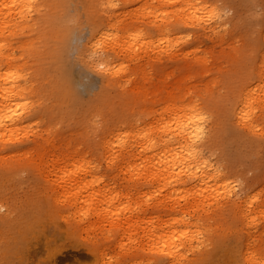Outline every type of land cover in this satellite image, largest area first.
I'll return each instance as SVG.
<instances>
[{
	"label": "rangeland",
	"instance_id": "374dc122",
	"mask_svg": "<svg viewBox=\"0 0 264 264\" xmlns=\"http://www.w3.org/2000/svg\"><path fill=\"white\" fill-rule=\"evenodd\" d=\"M194 1L197 7L215 10L214 23L205 28L170 25L164 35L155 28L179 18L175 12L180 7L178 0H114L121 27H134L142 38L152 41L149 55L162 56V63L149 62L147 54L141 63L126 58V74L114 77L122 85L110 87L108 93L119 89V96L127 93L132 109L143 111L141 126L156 124L193 102L200 103L211 125L212 144L205 146V154L227 174L231 195L216 193L194 199L184 192L162 190L152 177L142 175L150 174L154 166L138 151L124 163H109L94 141L101 120L93 115L83 122L84 118L70 114L68 98L56 102L49 95L43 100L49 109L40 113L30 131L12 135L10 143L0 146V244L9 238L6 228L14 213H24L31 205L36 215L48 218L50 199L57 213L47 226H51L49 231L38 229V223L32 225L22 252L29 257L25 264L43 258L44 246L56 255V264H74L80 255L88 257L85 243L92 241L100 247L94 264H264V134H259L260 128L256 133L247 131L259 143L234 120L213 125L250 84L258 63L264 60V0ZM99 3L96 0L97 6ZM154 15L158 24L149 22ZM164 37L170 40L169 46L162 43ZM185 51L188 53L177 56ZM20 53L17 49L16 54ZM168 53L172 60H167ZM97 57L101 55L79 62L75 50L68 55L79 106H90L92 111L104 107L102 95L97 97L104 66H92ZM198 57L206 60L198 61ZM32 64L39 66L36 58ZM46 112L51 120L42 117ZM37 143L43 144L40 151ZM91 174H96L95 181ZM82 181L83 187H78ZM103 187L105 191L100 192ZM104 205L111 207L97 217L95 209ZM118 218L123 223H114ZM69 222L85 223L84 229L65 236ZM36 236L41 237L39 243H35ZM44 238L50 240L43 243ZM171 249L174 254L167 252L171 256L165 257L164 250ZM1 256L0 264L16 263L13 258L5 263Z\"/></svg>",
	"mask_w": 264,
	"mask_h": 264
},
{
	"label": "bare ground",
	"instance_id": "6f19581e",
	"mask_svg": "<svg viewBox=\"0 0 264 264\" xmlns=\"http://www.w3.org/2000/svg\"><path fill=\"white\" fill-rule=\"evenodd\" d=\"M99 2L97 6L96 0H0V146L10 143L12 135H18L21 131L27 134L30 131L40 113L44 109H49L43 106L45 97L51 95L56 102L65 97L68 98L67 102L72 104L70 114L79 115L86 123L93 115L101 120L102 126L95 134L94 141L95 144L101 145L99 148L103 150L101 154L105 153L109 163L116 164L118 161L124 163L135 157V152L138 151L143 159H149L154 166L150 174L142 175L145 179L152 177L162 190L173 191L172 194L184 192L188 196H194V199L198 196H214L216 193L231 195L232 186L227 174L205 154V146L212 144L209 138L211 125L208 113L205 108L199 106L200 103L193 102L185 106L186 109L178 111L174 116L160 119L156 124L147 122L141 126L140 114L143 111L132 109L130 101L126 100L127 93L119 96L121 89L114 94L108 93L110 87L115 86L117 89L116 84L118 87L122 85L121 80L114 77L126 74V66L123 63L126 58L138 63L147 54L146 59L149 62L162 63V56L149 55L148 48L152 41L142 38L140 31H136L134 27L125 29L121 27L118 22L119 16L114 11V0ZM178 3L180 7L175 12L179 18L170 24L169 21H163L161 26L155 28L162 29L164 35H167L170 25L174 27L177 24L186 26L198 24L205 28L216 19L214 9L205 10L197 7L199 4L194 0H178ZM192 7L193 11L188 12ZM157 18L158 16L154 15L149 22L158 24ZM202 23L204 25H201ZM164 38L162 43L169 46L170 40ZM17 49L21 50L20 54H16ZM72 50H75L76 60L79 62L87 61L92 55H101L95 58L92 65L97 69L104 66L103 85L97 93V97L102 95L104 99L101 111H92L90 106L84 109L79 106L80 102L74 91L68 65V55ZM187 53L179 52L177 56ZM34 58L38 61V68H34L32 64ZM166 58L172 60L173 56L168 53ZM203 58L197 59L205 61ZM263 63L264 60L258 63L250 84L240 90L213 125L234 120L243 127L242 131L247 135L256 138L247 131L256 133V129L260 128L262 132L259 134L263 136L264 126H261L264 122ZM173 93L174 90L171 89L170 94ZM42 117L51 120V114L47 112ZM256 140L260 143L257 138ZM42 147V143H37L36 148L39 151ZM37 157L41 158V153H38ZM95 175L91 174L94 181ZM138 175L142 177L141 173ZM45 181L46 188H52L47 177ZM83 184L84 181L77 186L82 188ZM67 185L68 182L62 187ZM99 191H105V188ZM99 193L95 191V194ZM50 205L52 209L48 218L36 215L31 205L26 207L24 213H14L6 228L9 238L0 244L1 258L5 263L12 258L16 261L15 264H25L28 261L29 257L25 258L22 253L25 238L32 232L34 223H38L36 224L38 229L50 230L51 226H47L53 222L57 214L51 199ZM109 207L111 206L104 205L99 210L95 209L94 213L100 217L104 209L107 211ZM122 221L123 218H118L114 223L121 224ZM84 226L85 223L69 222L64 234L65 236L66 233L68 236L77 234ZM50 238H44L43 243H47ZM34 240L35 243H39L41 237L36 236ZM85 244L88 257L80 255L74 264L90 263L91 255L94 256L91 264H94L100 247L95 241ZM41 251L43 258L38 257L35 264L57 263L56 255L48 252L45 246ZM164 251L174 254L175 250ZM168 253L164 256H171ZM73 261L75 260L72 259Z\"/></svg>",
	"mask_w": 264,
	"mask_h": 264
}]
</instances>
